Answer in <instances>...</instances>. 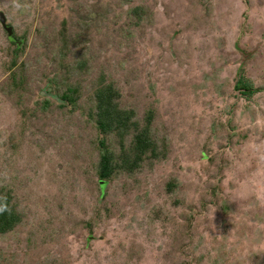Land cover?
Returning <instances> with one entry per match:
<instances>
[{"label": "rangeland", "instance_id": "rangeland-1", "mask_svg": "<svg viewBox=\"0 0 264 264\" xmlns=\"http://www.w3.org/2000/svg\"><path fill=\"white\" fill-rule=\"evenodd\" d=\"M0 10L25 76L14 89L16 44L0 22V183L24 212L0 234V264H264V0H0ZM242 68L263 88L251 99L235 89ZM101 71L123 106L156 111L169 148L103 188L85 114ZM66 82L82 83L80 108L59 98Z\"/></svg>", "mask_w": 264, "mask_h": 264}, {"label": "trees", "instance_id": "trees-1", "mask_svg": "<svg viewBox=\"0 0 264 264\" xmlns=\"http://www.w3.org/2000/svg\"><path fill=\"white\" fill-rule=\"evenodd\" d=\"M135 11L138 12V7ZM65 31L63 28V35ZM66 41L64 36V42L67 43ZM12 43L16 44V48L8 70L11 80L15 83L14 89H17L25 80L24 62H19L24 46L15 41ZM88 65L87 60L78 61L81 70H87ZM235 89L247 99H251L263 88L257 87L242 68L237 75ZM57 90L63 105L72 106L74 109L81 107L82 83L66 82ZM121 98L120 88L101 71L96 78L85 114L97 131V175L100 180L106 182L121 173L134 174L147 165L153 167L156 162L166 159L169 151L165 138H159L154 128L156 111L153 108L148 109L143 116H139L135 108L123 106ZM177 186L175 178L167 182L169 191H173ZM0 207L7 209L0 211V234L14 231L24 220V212L19 209L15 194L8 184L0 183Z\"/></svg>", "mask_w": 264, "mask_h": 264}, {"label": "water", "instance_id": "water-1", "mask_svg": "<svg viewBox=\"0 0 264 264\" xmlns=\"http://www.w3.org/2000/svg\"><path fill=\"white\" fill-rule=\"evenodd\" d=\"M0 22L3 25L4 29L7 31L9 39L12 40V41H17L16 37H15V34H14L15 33L14 32V28H13V26L11 24L8 23V18L6 16V14L2 10H0ZM100 182H101L102 188L107 183L104 180H101Z\"/></svg>", "mask_w": 264, "mask_h": 264}, {"label": "clouds", "instance_id": "clouds-1", "mask_svg": "<svg viewBox=\"0 0 264 264\" xmlns=\"http://www.w3.org/2000/svg\"><path fill=\"white\" fill-rule=\"evenodd\" d=\"M6 207H0V211H6Z\"/></svg>", "mask_w": 264, "mask_h": 264}]
</instances>
